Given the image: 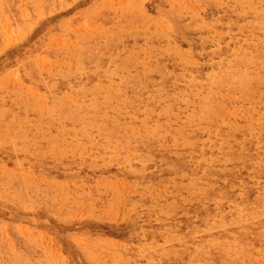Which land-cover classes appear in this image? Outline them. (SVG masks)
<instances>
[{
	"label": "rangeland",
	"instance_id": "rangeland-1",
	"mask_svg": "<svg viewBox=\"0 0 264 264\" xmlns=\"http://www.w3.org/2000/svg\"><path fill=\"white\" fill-rule=\"evenodd\" d=\"M8 3L5 8L0 0V47L8 46L0 51V196L19 193L20 201L14 214L0 217V264L233 261L240 252H202L215 246L214 238L227 240L238 231L248 246L255 242L241 262L264 264V63L254 53L264 42V0H60L48 17L60 19L42 26L39 3L31 9L30 0ZM26 20L37 22L41 36L23 47L19 42L32 24L18 21ZM251 27L259 31L247 36ZM240 58L258 65L241 72L235 68ZM118 64L128 72L116 70ZM236 72L248 80L245 91L219 87L220 78H236ZM129 73L141 78L133 83ZM50 75H62L60 85L37 83ZM94 97L108 104L94 109ZM210 99L216 116L202 121L199 107ZM62 102L80 118L95 111L98 119H61ZM100 120L112 130L103 147ZM22 135L48 141L37 150ZM185 138L191 145H183ZM139 146L178 162L159 176L140 175L154 165L138 156ZM206 169L213 172L203 175ZM244 193L246 203L239 199ZM210 224L219 236L190 232ZM153 231L161 234L154 244L147 240ZM164 245L185 256L153 260L152 247Z\"/></svg>",
	"mask_w": 264,
	"mask_h": 264
},
{
	"label": "bare ground",
	"instance_id": "bare-ground-1",
	"mask_svg": "<svg viewBox=\"0 0 264 264\" xmlns=\"http://www.w3.org/2000/svg\"><path fill=\"white\" fill-rule=\"evenodd\" d=\"M8 1L9 0H2V6H4L5 8H7L8 7V5H10V3H8ZM62 2H64V0H61ZM39 3V4H35L36 6L38 5L39 6V8H40V11L39 12H41V13H44V14H40V15H43V18H41V19H39V20H37V21H39V26H42V25H44V24H47V23H49L50 21H55L56 23H57V20L58 19H60V17L61 16H55V17H53V18H48L49 16H51L56 10H58L59 8H61V5H60V0H30V3H29V6H28V8L29 9H31L33 6V4L34 3ZM14 8L15 7H13V8H11L10 9V11L11 12H13L14 11ZM35 8V7H34ZM38 8V7H37ZM22 11V10H21ZM31 12H33V15H36L37 16V11H34V10H30ZM24 11H22V13H23ZM38 12V13H39ZM25 13H26V10H25ZM258 13H259V11H258ZM257 13V14H258ZM263 15V14H262ZM40 17H42V16H40ZM33 20H35V19H33ZM251 22H253V20H251ZM36 23L37 22H33V23H30V21L29 20H26V21H18V24L19 25H21V27H26V26H28L29 24H32L31 25V27H29V30L25 33L26 34V36L22 39V40H20V44H22V46L23 47H27V45H29V44H35L36 42H37V40L39 39V37L41 36V32H39L38 31V29L37 30H35L34 31V28H35V25H36ZM247 25H249V23H247ZM263 25H264V23H263ZM30 26V25H29ZM173 27H175V26H173ZM176 27H178V26H176ZM253 27H254V25H253ZM257 27H258V25H257ZM178 28H181V27H178ZM178 28H176V30H178ZM28 29V28H27ZM171 29H172V27H171ZM244 29H245V27H244ZM251 29H252V27H251ZM258 29V28H257ZM257 29H252V30H248L249 31V34H247V36H251V34H253L254 33V31L255 30H257ZM264 29V28H263ZM262 29V30H263ZM241 31V30H240ZM251 31V32H250ZM257 31H259V29L257 30ZM261 32H263V31H261ZM23 34H24V32H23ZM184 34V33H183ZM253 35H256L255 33L253 34ZM263 35V34H262ZM23 36V35H22ZM21 36V37H22ZM189 36V35H188ZM263 37V36H262ZM189 38H190V36H189ZM245 38H246V36H245ZM249 38H253V37H249ZM183 39H186V36H183ZM192 39V38H191ZM259 39V38H258ZM6 41V40H5ZM9 40H7V42H8ZM11 41V40H10ZM12 42V41H11ZM10 42V43H11ZM10 43H8L9 45H10ZM14 43V42H13ZM12 43V44H13ZM189 43H191V42H189ZM189 43H188V45H189ZM196 43V42H195ZM187 44V43H186ZM227 44V43H226ZM225 44V45H226ZM189 46H191V45H189ZM159 47V46H158ZM177 47V46H176ZM233 47V46H232ZM253 47V46H252ZM256 47V51L254 52L255 54H257L258 55V57L260 56V58L262 59L261 61L264 63V42H259V44L257 45V46H255ZM8 48V46H6L4 49H7ZM161 48V47H160ZM254 48V47H253ZM4 49H2L1 47H0V51H2V50H4ZM191 49V48H190ZM255 49V48H254ZM147 50V49H146ZM95 51V50H94ZM163 51H165V49L163 50ZM169 51V50H168ZM172 51V50H171ZM178 50L176 49V52H177ZM231 51V50H230ZM147 52H149L148 50H147ZM232 52H235L234 50L232 51ZM243 52V51H242ZM175 53V52H174ZM231 53V52H230ZM236 53V52H235ZM234 53V57H235V54ZM149 54V53H148ZM178 54H179V52H178ZM178 54H175V55H178ZM127 55V54H126ZM145 55V54H144ZM244 55V54H243ZM110 56V55H109ZM222 57H223V55H221ZM234 57H232V58H234ZM244 57H245V55H244ZM219 58V57H218ZM228 59L229 58H231V57H227ZM235 58H238L237 56L235 57ZM234 58V59H235ZM147 59V58H146ZM245 59H246V57H245ZM242 60L241 58L239 59V61L242 63H240V62H238L237 64H235V68H236V70H239L240 71V69H243V71H241V72H244V69H247V68H249V66H252V65H254L255 67H257V65H258V61H256L255 60V62H253L252 63V61H253V59H251L250 61L251 62H249V66L247 65V63H245L244 65H243V63L246 61V60ZM220 61H222V59H221V57H220V59H219ZM213 61V60H212ZM216 62L218 61V59H216L215 60ZM248 61V60H247ZM171 62V61H170ZM225 62H227V61H225ZM230 62V61H229ZM250 63H252L251 65H250ZM230 65V64H229ZM217 67H218V65H217ZM230 67V66H229ZM228 67V68H229ZM225 68V67H224ZM228 68L226 69L225 68V70L227 71L228 70ZM254 68V67H253ZM118 69H122L123 71H125V73H127L128 72V65H126V64H118L117 66H116V70H118ZM165 69V68H164ZM142 70V69H141ZM166 70V69H165ZM216 70V69H215ZM136 71H137V69H136ZM167 71V70H166ZM213 72H214V70H212ZM225 71V72H226ZM229 71V70H228ZM232 71V70H231ZM143 72V71H142ZM170 72H172V71H170ZM136 73H138V72H136ZM145 73V72H144ZM147 73V72H146ZM168 73V72H167ZM227 73H229V72H227ZM230 73H232V72H230ZM237 73V72H236ZM245 73V72H244ZM130 74V73H129ZM162 74V73H161ZM166 74V73H165ZM215 74H216V71H215ZM238 74V75H237ZM236 74V78H232V79H226V80H223V78H220V80L218 81V84H219V87H221V88H226V89H228V90H230L231 92H233V93H236V92H241L242 90L243 91H245L246 90V84H247V82H248V80H247V78H244V77H241L242 75H243V73H241V75L239 76V73H237ZM123 75V74H122ZM169 75V74H168ZM172 75H174V72H173V74ZM231 74H229V76H230ZM51 76V78H48V79H45V80H40V81H38L37 83L38 84H40V85H42V86H47L49 89H53L56 85H60V82H61V79H62V75H50ZM115 76V75H114ZM237 76H239V78L237 77ZM123 77V76H122ZM234 77H235V75H234ZM141 78V76H139V75H137V74H130L129 75V77L127 78L128 80H131L133 83L134 82H136V80H138V79H140ZM148 78V77H147ZM218 78H219V76H218ZM229 78V77H228ZM109 79V78H108ZM165 78H163L162 80H164ZM174 79V78H173ZM110 80V79H109ZM139 82V81H138ZM94 83H96V80H95V82ZM110 83V82H109ZM130 83V82H129ZM128 83V84H129ZM107 84V83H106ZM105 84V85H106ZM141 84V83H140ZM214 84V83H213ZM92 86H93V84H92ZM91 86V87H92ZM109 86V85H108ZM158 86H160V85H158ZM90 87V90L92 89ZM95 87H96V85H95ZM158 88V87H157ZM160 88V87H159ZM70 89V88H69ZM80 89V88H79ZM136 89V88H135ZM76 90H78V88L76 89ZM88 90V89H87ZM95 90V89H94ZM65 91V90H64ZM81 91V90H80ZM84 91V90H83ZM97 91V90H96ZM111 91H114L113 89L111 90ZM158 91H160V90H158ZM163 91V90H162ZM67 92V91H66ZM88 92V91H87ZM84 93V92H83ZM82 93V94H83ZM106 93V92H105ZM107 93H108V91H107ZM121 93H122V91H121ZM158 93V92H157ZM98 94V93H97ZM109 94V93H108ZM208 95H209V93H207ZM207 94L205 93V95L207 96ZM214 94V93H213ZM95 95V94H94ZM106 95V94H105ZM136 95V94H135ZM198 95V94H197ZM204 95V96H205ZM215 95V94H214ZM71 96V95H70ZM107 96V95H106ZM114 96V95H113ZM138 96V95H137ZM89 97H90V95H89ZM88 97V98H89ZM103 97H105V96H103ZM200 97H201V95H200ZM75 98V97H74ZM81 98V97H80ZM86 98V97H85ZM95 98V97H94ZM132 98V97H131ZM130 98V99H131ZM134 98V97H133ZM163 98H164V96H163ZM70 99H72V98H70ZM101 99H103V98H101ZM101 99H97V98H95V99H92V102L93 103H90L91 102V99H90V101L88 100V101H86V103H90V104H92L93 105V108L95 109H102V108H105L106 107V105L108 104L106 101V99L107 98H105L104 100H105V102H100L99 100H101ZM124 99V98H123ZM126 99V98H125ZM128 99V98H127ZM138 99V98H137ZM204 99H206L207 100V97H205V98H203L202 97V100H204ZM82 100V99H81ZM133 100H135V99H133ZM132 100V101H133ZM74 101V100H73ZM73 101L71 100L70 102H72V104H76L75 102L73 103ZM101 101H103V100H101ZM108 101H109V99H108ZM128 101V100H127ZM131 101V100H130ZM159 101H160V98H159ZM162 101V100H161ZM205 101V100H204ZM79 104H80V102H78ZM77 103V104H78ZM82 103H85V102H82ZM81 103V104H82ZM76 104V106H78ZM200 104V103H199ZM61 106L59 107L60 109H64V108H66L65 110H60V109H58V113H57V116H59L61 119H62V117H63V115H70V116H72L73 117V119L75 120V119H77L78 120V122H80V123H82L85 119H89L90 121H94V119L95 120H97L98 119V115H95L96 114V112L94 111V115H93V113H91L90 115H89V117H86V118H83V117H79L78 116V114L77 113H75V115H74V113L72 112V111H70L72 108V106L71 107H66L67 105L64 103V102H62L61 104H60ZM69 105V104H68ZM92 107V106H91ZM217 103L213 100V99H210V101H209V103L207 104V105H201V107H199V117H200V119L202 120V121H208V120H210V119H212L214 116H216V109H217ZM77 109V108H76ZM76 109H73V110H76ZM109 109V108H108ZM110 109H112V108H110ZM164 112L165 111H163V112H161L162 114H164ZM102 113H101V115H100V117L102 118ZM160 115V114H159ZM198 115V114H197ZM104 116V115H103ZM105 118H106V116H104ZM198 117V118H199ZM103 119V118H102ZM201 120H199V121H201ZM255 120V119H254ZM257 120H258V118H257ZM256 120V121H257ZM260 120H262V119H260L259 118V121ZM106 121H108L109 123H111L113 120H106ZM253 121V120H252ZM251 121V122H252ZM256 121H254V122H256ZM217 122V121H216ZM258 122V121H257ZM256 122V123H257ZM236 123V122H235ZM96 125H99V130H100V135H99V138H97V141H98V143L99 144H101V146L102 145H107L108 143H110L111 141L110 140H108L107 138H109L111 135H112V130L110 129V128H108L107 126H106V124L102 121V120H100L99 121V123L98 122H96L95 123ZM234 124V123H233ZM249 125H250V123H249ZM263 125H264V122H263ZM229 126V125H228ZM231 127V126H230ZM232 127H234L233 125H232ZM168 128V127H167ZM170 128V127H169ZM228 128V127H227ZM165 129V128H164ZM232 129V128H231ZM256 129V128H255ZM260 129V128H259ZM215 130H217V129H214V134H215ZM228 130V129H227ZM253 130V129H252ZM169 131V130H168ZM168 131H167V134H170V132L168 133ZM182 131V130H181ZM256 131L257 132H260V131H258V129H256ZM261 131H263V130H261ZM166 132V131H165ZM225 132V131H224ZM182 133V132H181ZM187 133V132H186ZM209 133V132H208ZM53 134H54V132H53ZM182 135V137L184 136V133L183 134H181ZM23 136V135H22ZM54 136H56L55 134H54ZM52 137H53V135H52ZM59 137V136H58ZM23 142H24V144H30V143H32L33 145H35L36 146V148H37V150L38 149H41L42 147H43V144H46L47 143V141H48V139L47 138H45V137H41V136H35V137H30V135H24L23 136ZM62 138H64V137H62ZM199 138V137H198ZM197 138V139H198ZM231 138H232V136L230 135V133H228V135H223V139H221L222 140V151L223 150H226L228 147H229V143H230V140H231ZM49 139H51L50 137H49ZM184 139V138H183ZM181 140V139H180ZM179 140V141H180ZM186 140H188L187 138H185V140H183V145H191V141H189V143L190 144H188V142L187 143H185L186 142ZM199 140H200V138H199ZM185 141V142H184ZM193 142H194V140H192ZM210 141V140H209ZM52 142H55V139L52 141ZM51 142V143H52ZM61 142V141H60ZM65 142V141H64ZM66 142H67V139H66ZM211 142V141H210ZM50 142H49V144H51ZM140 143H142V142H140ZM166 144V143H165ZM53 145V144H52ZM140 145V144H139ZM202 145V144H201ZM62 146V145H61ZM103 147V146H102ZM193 147V146H192ZM212 147H213V145H212ZM50 148V147H49ZM60 149V148H59ZM151 149V148H150ZM61 150H63V149H61ZM41 151V150H40ZM156 151V150H155ZM154 152V151H153ZM159 152V151H158ZM172 152V151H171ZM170 152V153H171ZM182 152V151H181ZM255 152V151H254ZM44 153V152H43ZM155 153V152H154ZM170 153H167V154H170ZM5 155H8V153H4ZM174 154V153H173ZM178 155H179V153H177ZM138 156L143 160V162L146 164H148L149 165V163L151 164V165H154V168H152L151 169V167L150 166H147V167H149V168H144V170H140V171H138L137 173L138 174H140V175H144L145 177H150L153 173L154 174H156V176H159V175H161V174H163L167 169H170V168H172V167H174L176 164H177V162H178V160H173V159H158L159 157H156L153 153H151L150 151H148L147 150V148L146 149H144V148H142L141 146H139L138 147ZM249 156H251V155H249ZM165 157V156H164ZM161 158V157H160ZM186 159V158H185ZM34 165H37V163H33ZM33 165V166H34ZM46 166H44V168H47V169H49V171H51V170H53V171H61L60 169H58L59 167H62L61 165H50V164H45ZM37 166H39V165H37ZM145 167V166H144ZM35 169H37V167H34ZM65 168V167H64ZM67 168V167H66ZM214 169H215V167H213ZM32 169V168H31ZM42 169V168H41ZM64 171V170H63ZM66 171H70V170H66ZM72 171H73V169H72ZM76 171V170H75ZM206 171H208V172H205L203 175H205L206 173H211V172H213L211 169H206ZM71 172V171H70ZM136 173V174H137ZM195 176V175H194ZM134 184V183H133ZM144 185V184H143ZM135 186V185H134ZM138 186V185H137ZM164 191V190H163ZM15 192H16V190H15ZM164 193V192H163ZM148 194V193H147ZM139 195V194H138ZM163 197V196H162ZM161 197V198H162ZM151 198V197H150ZM240 200H242L244 203H246L247 202V198H246V193H244L242 196H240V198H239ZM68 200V199H67ZM185 200V199H184ZM19 201H20V194L19 193H12V194H7V195H4V196H0V217L2 216V215H11V214H14L15 212H16V210H18V207H19ZM50 201V200H49ZM175 201V200H174ZM135 202V201H134ZM137 202V201H136ZM171 202V201H170ZM184 202V201H183ZM112 204V203H111ZM110 204V205H111ZM23 205V204H22ZM30 205V204H29ZM144 205V204H143ZM142 205V206H143ZM164 205V204H163ZM152 206V205H151ZM29 207V206H28ZM156 207V206H155ZM160 208V207H159ZM165 210V209H164ZM243 213H241V215H242ZM156 215V214H155ZM26 216V215H25ZM54 216V215H53ZM78 218H80V217H78ZM83 218V217H82ZM215 218V217H214ZM23 219V218H22ZM43 220H44V218H43ZM45 221H46V219H45ZM122 221V220H121ZM36 223V222H35ZM248 226V225H247ZM246 226V227H247ZM134 228H141V226L140 225H138L137 223L134 225ZM56 229V228H55ZM203 230H206V231H208V232H210V233H212V232H214V236H219L220 235V232H218L217 231V229H216V227H215V225H207L206 227H201V228H199V227H195V228H193V229H191V233H199V231H203ZM213 230V231H212ZM236 230L238 231L239 229L238 228H236ZM114 233H117V231H114ZM201 233H203V232H201ZM161 234L159 233V232H156V231H153L151 234H149L148 235V239L147 240H149L150 242H152L153 244H154V242H156V241H158L161 237ZM236 236V237H235ZM235 236H233L232 238H230V239H227V240H224L223 238H221L220 239V241L218 240V239H216V238H214V243H215V246H211V247H209L207 250H204L202 253H210L212 250H217L218 252H220V253H222V254H229V253H231V252H233V251H235V252H240V254L233 260V261H228V260H225L223 257H220V258H215V259H207L206 260V262H202V263H199V262H195V261H193V257L191 258L192 259V264H243L242 262H241V260H242V258H243V254L245 255H248V254H250V249H252V247H251V245H255V242H251V245H249L248 246V244L247 243H245V241H244V236H245V234L244 233H241V232H237L236 233V235ZM237 239V240H236ZM149 242V243H150ZM164 242V241H163ZM152 243H150V244H152ZM165 243H168L167 241H165L164 242V244ZM149 244V245H150ZM152 244V245H153ZM154 246V245H153ZM149 248H151V247H149ZM171 248L172 247H170L169 245H164L163 247H160L159 249L157 248V247H152V250H151V252H149L148 254L151 256V257H154L153 258V260L155 259V258H158L159 257V259L161 260V261H163V262H165V261H172V260H174V259H176V258H178V257H183V256H185V255H180V254H176L173 250H171ZM200 250V249H199ZM178 251H181V252H186L185 250H178ZM12 253V252H11ZM145 253H146V251H145ZM18 257V256H17ZM189 257V256H188ZM190 260V259H189ZM188 260V261H189ZM150 261V260H149ZM152 261V260H151ZM25 264V263H24Z\"/></svg>",
	"mask_w": 264,
	"mask_h": 264
}]
</instances>
